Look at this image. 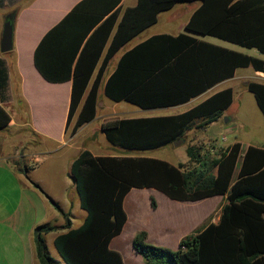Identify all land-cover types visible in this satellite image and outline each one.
Wrapping results in <instances>:
<instances>
[{
  "label": "trees",
  "instance_id": "1",
  "mask_svg": "<svg viewBox=\"0 0 264 264\" xmlns=\"http://www.w3.org/2000/svg\"><path fill=\"white\" fill-rule=\"evenodd\" d=\"M122 1H81L35 50V67L46 81L72 82L66 132L73 120L72 134L95 120L103 84L105 96L115 103L157 110L190 103L233 78L238 69L264 73L263 59L192 35L264 54V0H138L125 10ZM195 2L200 6L188 21L187 32L155 35L125 49L155 26L161 13ZM121 51L109 73L111 61ZM8 81L7 62L0 55L1 99L7 97ZM247 89L264 116V83L251 81ZM15 92L24 103L20 91ZM232 103L233 90L225 89L179 114L117 119L101 129L114 147L154 150L186 140L194 127H209ZM11 121L0 104V130ZM210 145L189 143L187 162L177 165L150 157L95 156L82 151L72 162L71 177L86 218L78 228L67 224L66 232L56 237L54 247L60 259L65 264H124L123 256L110 247L128 220L124 200L133 189H155L176 201L222 196L226 203L218 222L210 217L184 237L177 250L150 245L147 232L137 233L132 247L145 264H264V148L244 150L240 142L226 148ZM151 206L156 209L154 198ZM57 229L50 224L35 229L38 264H56L46 235Z\"/></svg>",
  "mask_w": 264,
  "mask_h": 264
},
{
  "label": "crops",
  "instance_id": "2",
  "mask_svg": "<svg viewBox=\"0 0 264 264\" xmlns=\"http://www.w3.org/2000/svg\"><path fill=\"white\" fill-rule=\"evenodd\" d=\"M81 1L83 0H0V55L3 58L5 54L1 53V37L5 18L10 13L14 12L16 14L14 48L13 51L9 53L15 60L16 65L14 69L7 65L9 74L8 93L6 99L0 98V104L7 110L6 105L9 106L16 100L12 98V101H8L10 99H8V97L18 89L21 93L22 100L30 108L31 114L30 120L29 118L27 120V117L16 108L15 110L20 115L19 120H16L10 113L12 118L10 126L5 130H0V133L19 134L23 132L29 134L27 135L28 137H24L26 138L24 139L26 140V153L21 155L27 160V165L23 168L24 173L17 171L15 164L12 162V158L15 156H12V154H7L5 156L0 155V264H38L34 231L38 226L44 224H50L58 228L56 231L46 235L48 250L52 257V252L50 251L51 246L54 247L56 237L66 232L64 228L67 224L75 228L74 222L71 219L76 218L77 213L83 221L86 218V212L80 207L76 186L71 177V165L84 150H89L95 156L100 155L94 152L90 147H85L83 141H90L91 138L89 136L85 138L86 140H83L80 136L82 130L88 128L91 122L84 125L75 134H71L75 124V120H73L68 132H66L71 103L72 82L50 83L41 76L34 64L35 50L42 38ZM137 2L138 0H123L121 5L123 10H125L129 7L136 6ZM195 3L198 4L188 13L184 28L193 12L200 6V2ZM177 19L178 14L175 13L171 21ZM150 29L145 32L150 31ZM159 34L177 35L179 33L165 32L159 29L148 35L146 39ZM192 35L198 36L196 34ZM207 42L242 52L239 49L228 47L226 44L228 42L225 43V41H223L225 44H218L212 41ZM243 71H250L249 73L254 77L256 82L264 83V73L256 72L252 68L238 69L233 78L227 79L214 86L207 92L208 94L206 93L207 95L204 98L206 99L208 96L225 89L233 90L232 105L224 112L223 116L217 122H214L208 127V131L214 137L217 147L226 148L236 142H240L244 150L249 146L264 148V146L249 143L245 144L240 139V132L234 125L236 121L235 117L230 115V109L242 98L248 90V83L251 82V79H244V77L239 76ZM30 89L42 92L39 101L44 110L43 121H39L35 118L36 113L34 105L28 92ZM55 91H58L60 97L63 96V98H65V101L60 105L62 117L61 121L57 123V127L60 128V134L58 135L53 132V122L50 121V118L47 116V112L49 113V109L51 108L50 95L51 93L54 94ZM238 93L240 94L238 95ZM253 99L257 105L255 97ZM257 107L259 109L258 105ZM226 117H228L227 120L225 119ZM217 132L220 133L221 138L233 132H236L238 135H236V140L233 143L223 145L217 141ZM226 141L227 138L225 142ZM179 148L184 151H175L176 154L178 153L180 160L176 163L168 161L169 163L177 165L187 162V154L184 156V153H186V146H181ZM96 153L98 155H96ZM237 174L238 171L235 173V177ZM142 193L148 194L143 195ZM157 193L161 192L155 189H133L130 191L124 200V207L128 220L122 234L128 230L131 224H136V231L133 238L137 233L145 231L150 241L152 238L151 231H154L155 234L159 236L157 237L160 241L158 244L163 245L169 240L167 238L168 233H175L177 236L173 238V244H177L179 247V243L184 237L195 233L197 229L205 225L210 217L212 218V222H218L222 207L226 203L225 197L216 196L222 198V201L214 211L216 212L218 207L222 205L218 212L219 215L217 213L215 214V216L218 215L216 219L213 215L214 212L208 214L207 218L200 222L197 218L194 219L193 214L190 213L191 211H180L177 212L175 218H172V216L169 218L165 217L163 222L160 221L159 224L155 225L154 230H151L149 224H142L139 221V204L141 200L144 199L148 200L151 205V198H154L156 201V209L153 208L155 211L153 215H155L156 210L159 208L157 195L162 199V195ZM74 196H76V198ZM55 204H57L59 208H57ZM117 237L112 240L110 247L121 254L120 243L117 241L119 238ZM54 261L60 263L58 260L54 259Z\"/></svg>",
  "mask_w": 264,
  "mask_h": 264
},
{
  "label": "rangeland",
  "instance_id": "3",
  "mask_svg": "<svg viewBox=\"0 0 264 264\" xmlns=\"http://www.w3.org/2000/svg\"><path fill=\"white\" fill-rule=\"evenodd\" d=\"M198 3H180L178 4L173 10L163 12L159 16L158 23L153 26L150 31L142 33L140 36H138L135 40H133L125 49H129L132 46L136 45L137 43L143 41L147 38L148 35H150L152 32H155L159 29H162V31L165 32H173V33H184V23L187 19L188 13L196 7ZM177 13L178 19L171 21L172 16ZM7 17V16H6ZM199 39H203L206 41H212L218 44H225L223 41L217 40L212 37H203V36H197ZM228 47L230 48H236L241 50L244 53H247L249 55L263 58L264 55H262L260 52H258L256 49H246L242 48L236 45H232L229 43H226ZM123 51L119 52L114 59L111 61L109 66V73L113 70V68L116 66L120 56L122 55ZM4 59L7 61V65L10 68H15V60L12 58L11 54L7 53L4 56ZM14 63V64H13ZM250 71H243L239 74V76L244 77V79H251V81H255L254 77L251 76L249 73ZM29 95L31 96V101L34 105L35 109V118L39 121L44 120V110L42 108V104L39 101V98L41 97V91L30 89ZM208 94V93H207ZM203 95L190 103L175 107V108H167V109H157V110H142L132 104H129L127 102H120L115 103L108 99L104 94V84L101 86L98 96V103H99V110L98 115L95 118L93 122H91L88 126V128L82 130L80 133L81 138L83 140L89 136L91 139L90 141H83L85 147H90L94 152H97L100 155H114V156H130V157H150V158H156L161 159L169 162L176 163L179 159L178 153L176 154L175 151L179 150L178 152H184L183 149L179 148L181 146H187L189 143H198V144H205L206 147H210V144L216 143L214 137L212 134L208 131V127H194V129L187 133L186 135V142L182 144L179 147L174 146V144L167 145L165 147L154 149V150H148V151H129L120 149L117 147H114L111 145L104 133L102 132L101 126L102 124L110 121H114L117 119H125V118H142V117H154V116H165V115H175L182 113L196 104L200 103L205 96ZM240 93H238L239 95ZM239 97V96H238ZM10 98V99H9ZM12 98L16 99L14 100L9 106L6 105L7 110L16 120H19L20 115L15 110H20L25 117H27V120L29 118L30 120V108L26 105V103L20 102L19 95L17 92L10 94L8 97V101H12ZM254 96L247 90L245 94L242 96L239 101L236 102L230 109V115L234 116L236 121L234 123L237 130H239V137L245 144H254L258 146H264V116L261 113V111L258 109L255 101ZM51 100V108L49 109V113L47 112V116L50 118V121L53 122V132L58 135L60 134V128L57 127V123L61 121V112H60V105L65 101V98L63 96H59L58 91H55L54 94L51 93L50 95ZM53 105V107H52ZM13 106V107H12ZM226 120L228 117L225 118ZM200 124V122H198ZM197 126H200V125ZM72 134V133H71ZM23 132H20L19 134H12V133H0V155H7L12 154V156H15L12 158V162L15 164L17 171L24 173V166L27 165V160L23 158L21 155L26 153L27 148L26 146V138L28 137ZM70 135V134H69ZM217 141L220 144L223 145H229L233 143L236 140V132L229 133L226 136L227 141H222L221 135L219 132L216 133ZM86 140V139H85ZM217 144V143H216ZM20 151V152H19ZM96 153V155H98ZM184 156H186V153H184ZM59 163L58 161H56ZM143 195H147L148 193H142ZM162 195V199L157 195V200L159 203V208L156 210L155 215H153L154 209L151 207L150 202L148 200L142 199L139 204V221L143 224H149L151 230H154L155 225L159 224L160 221L163 222L165 217L169 218L172 216V218H175L177 216V212L180 211H191L190 213L193 214L194 219L204 220L207 218V215L210 213H213L219 203L222 201L221 197L216 198H210L204 201L200 202H178L173 201L166 197L162 193H157ZM76 198V196H74ZM225 200V199H224ZM220 205L217 209L215 214L219 212ZM219 215V214H218ZM217 215V216H218ZM215 216V219L216 217ZM74 222L75 228H78L82 223L83 219L79 217V214L77 213V217L71 219ZM136 231V224H131V226L128 228V230L122 234L121 236L117 237L119 238L117 241L120 243V252L123 255L125 264H145L142 257L138 255L133 247H132V240L133 235ZM151 240H147V243L150 245L158 246L167 248L170 250H177L178 245L173 244V238H175L177 235L175 233H168L167 238L168 244L160 245V241L157 239L159 237L155 234L154 231H151ZM175 240V239H174ZM52 257L55 260H58L60 263L56 262V264H65L63 261L60 260L56 250L54 247L51 246Z\"/></svg>",
  "mask_w": 264,
  "mask_h": 264
},
{
  "label": "water",
  "instance_id": "4",
  "mask_svg": "<svg viewBox=\"0 0 264 264\" xmlns=\"http://www.w3.org/2000/svg\"><path fill=\"white\" fill-rule=\"evenodd\" d=\"M15 13H10L5 18L2 37H1V53L7 54L13 51L14 48V33H15ZM186 142L185 139H179L173 144L176 147L181 146Z\"/></svg>",
  "mask_w": 264,
  "mask_h": 264
},
{
  "label": "built area",
  "instance_id": "5",
  "mask_svg": "<svg viewBox=\"0 0 264 264\" xmlns=\"http://www.w3.org/2000/svg\"><path fill=\"white\" fill-rule=\"evenodd\" d=\"M222 140L225 141V140H226V137L224 136V137L222 138ZM211 152H212V153H215V152H216V149H212Z\"/></svg>",
  "mask_w": 264,
  "mask_h": 264
}]
</instances>
